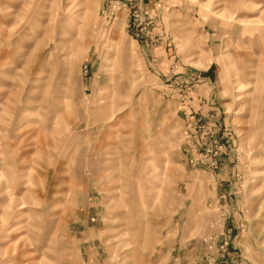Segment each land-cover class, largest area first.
<instances>
[{
	"label": "rangeland",
	"instance_id": "rangeland-1",
	"mask_svg": "<svg viewBox=\"0 0 264 264\" xmlns=\"http://www.w3.org/2000/svg\"><path fill=\"white\" fill-rule=\"evenodd\" d=\"M187 263L264 264V0H0V264Z\"/></svg>",
	"mask_w": 264,
	"mask_h": 264
},
{
	"label": "crops",
	"instance_id": "crops-1",
	"mask_svg": "<svg viewBox=\"0 0 264 264\" xmlns=\"http://www.w3.org/2000/svg\"><path fill=\"white\" fill-rule=\"evenodd\" d=\"M179 259H180V258L178 257V261H179ZM188 259H189V258H186V256H184V259H183L184 262H183V263H185V261H188ZM187 264H189V263H187Z\"/></svg>",
	"mask_w": 264,
	"mask_h": 264
}]
</instances>
